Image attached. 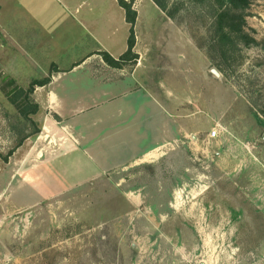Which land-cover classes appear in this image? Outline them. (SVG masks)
Masks as SVG:
<instances>
[{"label": "rangeland", "instance_id": "1", "mask_svg": "<svg viewBox=\"0 0 264 264\" xmlns=\"http://www.w3.org/2000/svg\"><path fill=\"white\" fill-rule=\"evenodd\" d=\"M172 1V18L141 8L135 30L144 73L175 115L174 145L155 162L91 179L95 164L77 173L71 156L0 160V264H264V0H249L246 31L255 43L240 45L229 66L212 45L213 0ZM127 35L119 28L114 47ZM9 52L0 48L3 154L33 130L5 94ZM19 54L31 73L36 55ZM35 119L42 137L33 145L53 151L45 119Z\"/></svg>", "mask_w": 264, "mask_h": 264}, {"label": "crops", "instance_id": "2", "mask_svg": "<svg viewBox=\"0 0 264 264\" xmlns=\"http://www.w3.org/2000/svg\"><path fill=\"white\" fill-rule=\"evenodd\" d=\"M11 2L7 19L2 13L8 1L0 0V48L13 51L8 56L9 73L24 90L32 81L45 77L49 81L33 89L31 99L36 110L28 117L20 115L28 119L33 130L17 147L5 154L0 150L3 156L11 152L6 161L10 157L28 160L33 153L39 163L46 154L62 159L71 156L77 173L81 163L95 164L92 174L86 177L91 179L119 166L155 162L164 153V147L174 145L175 115L161 103L154 77L148 71L144 73L148 65L135 30L141 8L152 4L159 9L152 0L133 2L137 14L133 51L138 57L132 65L119 68L107 65L101 55L105 51L117 58L127 47V37L120 47H114L113 43L119 28L129 29L124 9L117 0ZM36 8L39 11L33 12ZM84 36L85 44L81 43ZM26 48L33 51V57L36 55L33 75L22 70L23 64L28 63L19 52ZM157 85L160 88V82ZM170 94L167 89L166 97ZM39 115L42 121L45 119L41 124L46 132L44 139L51 137L57 143L53 151H45L44 147L37 152V143L33 145L41 142L42 135L35 136L39 128L35 116ZM9 177L16 178V172Z\"/></svg>", "mask_w": 264, "mask_h": 264}, {"label": "trees", "instance_id": "3", "mask_svg": "<svg viewBox=\"0 0 264 264\" xmlns=\"http://www.w3.org/2000/svg\"><path fill=\"white\" fill-rule=\"evenodd\" d=\"M153 3L168 17H173L179 7L172 0H152ZM119 6L124 9L125 20L129 25L126 50L117 58L112 57L107 52H101L104 62L115 68L125 65H132L137 59V54L133 51L135 45L134 23L136 11L133 8L134 0H117ZM249 5V0H213L211 10L213 19L211 23L212 45L218 52L221 63L231 65L235 61L236 51L240 45H251L255 39L246 31L245 9ZM220 65V64H219ZM49 81V77L42 80L32 81L26 90L19 87L13 78H9L8 83L12 87L5 90L11 104L15 106L20 115L28 117L36 110V106L31 99V94L36 85H43ZM11 154L5 156L0 154V160L6 161Z\"/></svg>", "mask_w": 264, "mask_h": 264}, {"label": "water", "instance_id": "4", "mask_svg": "<svg viewBox=\"0 0 264 264\" xmlns=\"http://www.w3.org/2000/svg\"><path fill=\"white\" fill-rule=\"evenodd\" d=\"M211 73L214 74L219 80H221V75L216 69H211Z\"/></svg>", "mask_w": 264, "mask_h": 264}, {"label": "built area", "instance_id": "5", "mask_svg": "<svg viewBox=\"0 0 264 264\" xmlns=\"http://www.w3.org/2000/svg\"><path fill=\"white\" fill-rule=\"evenodd\" d=\"M215 135H216V131L214 130L211 132V136H215Z\"/></svg>", "mask_w": 264, "mask_h": 264}]
</instances>
